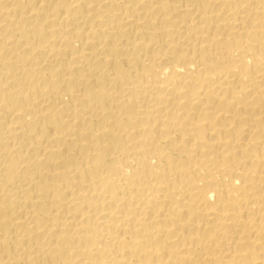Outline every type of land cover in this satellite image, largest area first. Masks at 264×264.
<instances>
[{
    "label": "bare ground",
    "instance_id": "1",
    "mask_svg": "<svg viewBox=\"0 0 264 264\" xmlns=\"http://www.w3.org/2000/svg\"><path fill=\"white\" fill-rule=\"evenodd\" d=\"M0 264H264V0H0Z\"/></svg>",
    "mask_w": 264,
    "mask_h": 264
}]
</instances>
